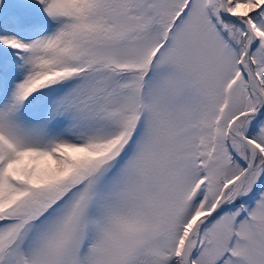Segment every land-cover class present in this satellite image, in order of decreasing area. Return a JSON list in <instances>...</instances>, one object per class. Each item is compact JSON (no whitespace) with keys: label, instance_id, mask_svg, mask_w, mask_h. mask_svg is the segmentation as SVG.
Here are the masks:
<instances>
[{"label":"snow or ice","instance_id":"obj_1","mask_svg":"<svg viewBox=\"0 0 264 264\" xmlns=\"http://www.w3.org/2000/svg\"><path fill=\"white\" fill-rule=\"evenodd\" d=\"M0 264H264V0H0Z\"/></svg>","mask_w":264,"mask_h":264}]
</instances>
